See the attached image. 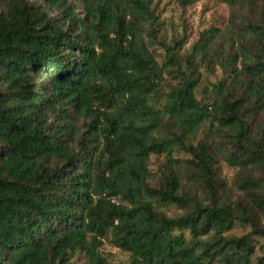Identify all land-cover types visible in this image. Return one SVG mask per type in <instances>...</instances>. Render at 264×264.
Here are the masks:
<instances>
[{
    "label": "trees",
    "instance_id": "16d2710c",
    "mask_svg": "<svg viewBox=\"0 0 264 264\" xmlns=\"http://www.w3.org/2000/svg\"><path fill=\"white\" fill-rule=\"evenodd\" d=\"M38 1L0 0V264H74L80 252L89 264H108L106 238L133 264H264L263 245L253 258L264 239L261 221L223 202L214 155L191 143L207 123L210 136L225 129L236 186L264 192V181L254 179L255 169L264 173V145L226 84L214 86V102L205 105L198 79L178 67L175 46L157 61L149 46L153 0H78L82 14L74 0ZM195 1L178 0L184 8ZM221 32L210 30L194 55L203 57ZM226 33L259 46L240 51L253 76L242 85L264 102V4L256 22ZM230 61L236 83L239 67ZM173 67L181 81L162 93ZM178 149L193 157L191 175L205 184L209 204L181 193ZM152 155L167 161L161 187L151 184ZM256 200L264 214V197ZM166 205L187 211L169 217ZM237 221L253 230L225 237Z\"/></svg>",
    "mask_w": 264,
    "mask_h": 264
},
{
    "label": "rangeland",
    "instance_id": "374dc122",
    "mask_svg": "<svg viewBox=\"0 0 264 264\" xmlns=\"http://www.w3.org/2000/svg\"><path fill=\"white\" fill-rule=\"evenodd\" d=\"M40 3L38 0H31ZM80 14L83 12V6L78 0H74ZM255 6L227 4L222 0H197L188 7H182L178 0H153L152 9L157 20L151 30L156 35L149 39L150 50L155 55L157 61L163 64L170 58V52L167 50L170 46L176 47V59L179 62L178 67H182L184 72L193 74L198 79L196 94L198 99L205 105H211L214 102L215 93L213 87L220 83H225L228 93H232L233 99L238 101L244 114V119L252 129L255 138L264 145V102L258 98L249 95L246 87L242 85L244 81H251L253 76L243 65L240 51L248 46L252 51L259 50V46L250 43L244 37L230 36L226 33L227 28L234 26H244L249 22H256L263 8L264 0H256ZM42 3V2H41ZM3 6L0 5V13ZM52 16L58 17V12H52ZM235 21V22H234ZM221 29L222 32L210 44L206 54L201 56L194 55V47L204 36L212 29ZM235 57L239 67L237 82L235 83V74L231 73L232 62L230 59ZM264 58V56H262ZM190 63V64H188ZM178 67H173L166 72L165 81L162 87V93L169 92L176 86L182 78ZM44 70V69H42ZM40 84H45V80H39ZM53 120L56 114H52ZM78 135L85 131V122L78 121ZM210 123L200 128L196 138L191 143L199 145L201 143L209 147L211 153L216 159L214 166L219 174L218 192L223 202L239 211L246 208L264 226V214L257 205V194L264 197V192L255 190H241L235 184L237 168L229 165L227 157L234 151V145L225 129H220L215 136L209 135ZM175 157L180 161L178 171L182 176L184 190L191 198L198 200L203 204H209L210 200L206 193V186L202 181H198L191 175L189 163L193 157L183 150H176ZM150 169L153 173L151 184L161 187L163 179L167 173V161L164 156L152 155L150 160ZM254 179L264 181V173L258 169L254 170ZM225 185H221V184ZM161 211L169 217H179L185 214L187 209L177 205H166ZM253 230L252 226L243 221H237L230 231L224 234L225 237H243ZM189 239L190 235L185 234ZM206 239H211L207 236ZM264 246V239L259 238L257 243V253L253 256L262 254L261 246ZM108 264H133L131 254L118 249L106 238L101 249ZM74 264H89L88 255L80 252L73 256ZM213 264H220L218 261Z\"/></svg>",
    "mask_w": 264,
    "mask_h": 264
}]
</instances>
